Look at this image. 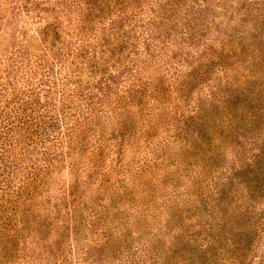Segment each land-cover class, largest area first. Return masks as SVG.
Listing matches in <instances>:
<instances>
[{
	"label": "trees",
	"instance_id": "obj_1",
	"mask_svg": "<svg viewBox=\"0 0 264 264\" xmlns=\"http://www.w3.org/2000/svg\"><path fill=\"white\" fill-rule=\"evenodd\" d=\"M46 1L23 13L41 20ZM59 1L35 38L24 28L13 40L8 73L0 60V262L28 232L41 244L25 256L28 264H117L126 250L132 264H146L144 256L160 263L169 253L183 254L170 257L173 264H264V11L250 18L253 6H244L235 20L223 9L230 24L217 30L203 11L174 18V0H157L148 22L146 0ZM124 120L170 133L161 146L154 136L141 141L156 158L145 161L153 173L167 148L194 161L189 166L205 180L207 192L182 218L168 252L156 248L162 235L149 234L140 217L132 254L129 216L121 218L117 200L83 201L88 184L73 154L84 158L103 124L121 128ZM87 160L97 173L96 158ZM69 161L72 184L64 196L47 197Z\"/></svg>",
	"mask_w": 264,
	"mask_h": 264
},
{
	"label": "rangeland",
	"instance_id": "obj_2",
	"mask_svg": "<svg viewBox=\"0 0 264 264\" xmlns=\"http://www.w3.org/2000/svg\"><path fill=\"white\" fill-rule=\"evenodd\" d=\"M34 1L35 0H0V60L5 61L3 65L4 74L10 71V69L5 71V68L10 65V55H8L7 51H11L13 40L19 36L21 37L25 32L24 28L28 30L25 37L35 38L36 33L34 32L38 30L37 28L41 26L40 24L43 25L42 19L47 18V16L52 17L50 13L52 11H59V7L54 5L55 3H59V0H47L43 4L46 6V9L49 10V13H42L39 15L36 12L41 20L36 18L31 12L30 14H24L22 8L26 6V4ZM38 2H42V0H38ZM156 2L157 0H146L142 2L145 14H147V22L154 17L151 11H154ZM253 3L256 4V6L252 5ZM15 4H18L17 11H13ZM173 4L174 18L179 20V18L186 15V13L195 14L196 12L203 11V16H207V18H216L214 28L217 30L225 29L230 24L229 20L231 19V15L224 18L223 9L233 14L232 18L235 20L240 19V14L242 13L241 9L244 6L245 10L252 6L255 7H252L254 15H250V18L257 15L256 9L264 11V0H174ZM12 12H16L15 15H13ZM17 14H19L17 20L13 21L12 18H15ZM177 25H180L179 29L183 28L181 27V23ZM19 33L20 35H18ZM139 53L143 54L142 49ZM116 67L119 66L116 65ZM263 70L264 69L261 68L260 71L262 72ZM195 90L193 92H195ZM153 103L154 106L153 104L152 106L156 108V102ZM146 119L151 121L149 117H146ZM119 126H112V124L108 122L106 126L103 124L104 128L101 131L102 137L97 140L96 133L94 137L91 136V140L97 143L92 145L90 149L87 147L85 148L84 158L81 157V152L77 153L76 151L73 154L74 163L77 168H79L78 174L80 175V179L84 184H88L82 192L84 196L83 201H106L109 195H112L113 198L117 200L115 203V210L120 209L121 212L119 215H121V218H123L122 215L129 216L130 227L128 231H130L129 234L131 233L133 237L128 240V245L129 248H131L130 252L132 254L133 250L138 246L135 240H140L141 237L140 234L137 233L139 232L138 228H143L144 225L140 219H138L140 217H146V224L150 230L149 234H157L158 237L159 234L162 235L160 240L161 243L156 244V248L159 250H167L166 252H168L172 243L171 236L176 237L175 234H180L179 228L183 226L182 218L187 216V211L193 209L201 193L207 192L206 188H200V184L205 180L198 178L199 174L194 173L198 170L196 168L197 165L195 168L189 166V164L194 165V161L185 163L180 159L179 155L176 156L174 151H169L167 148L161 152L160 156L168 160L161 166H158L156 172L153 173L148 165L145 164V161L151 162L156 158L150 156L151 148L146 145L148 141H141L154 136L157 137V146H161L165 141H169L170 139V133L167 129V132L162 130L161 133H157L156 130L151 131L149 127L140 124H138L137 127L133 124L132 120H124V124L121 128ZM155 132L157 134H155ZM174 146L175 145L172 144L171 148ZM92 156L96 158L95 164L97 166L96 171L98 170L97 173L91 170L92 164L88 163L87 160ZM225 156L227 157V163L234 160L232 152H225ZM81 158H83V160H81ZM183 162L185 165L182 164ZM70 163L71 161H69V165L61 166L62 170L58 169L54 176L55 182L50 192L46 195L47 197L54 196L60 198L64 196V188H69L72 184V180H74L72 176L73 167H71ZM200 175H202V173H200ZM200 177L206 178V176ZM176 205L184 212H175V217H170L169 211L167 212L166 210ZM111 211L115 212L113 209L109 210V212ZM24 235L22 244H16L15 249L10 251V259L8 261L3 260V262L1 260L0 264H28L26 261L27 257L25 256H30L32 250H37L36 245L41 244L37 242L38 238L35 236H32L31 240L30 238L27 240L26 238L29 237L28 232ZM149 237L150 236L147 235L146 239ZM50 240L53 241V238ZM57 241L60 242V240ZM263 242L264 238H261L260 244ZM66 243L68 244L66 241L61 242L63 247L67 246ZM146 243L151 249L152 240L150 242L146 241ZM148 246L145 245L144 248L140 246V249H144V252H146V250L149 252L150 249ZM15 253L16 255H14ZM37 253H39L38 250ZM78 253L77 248H75V255L77 256ZM178 254L183 255L176 253V255L172 256V254L169 253L160 263L158 260L145 256L142 260H144L146 264H173V260H171L170 257L176 258L177 256L179 258ZM124 255L125 258H122L123 254H119L120 257L117 264H132L131 260L127 258L129 255L127 250ZM186 256L187 255H185V258ZM0 257L2 258V254ZM7 258L8 256L5 255L4 259ZM139 262L141 263L143 261ZM83 264H93V262L91 263L89 261ZM247 264H249V261Z\"/></svg>",
	"mask_w": 264,
	"mask_h": 264
}]
</instances>
